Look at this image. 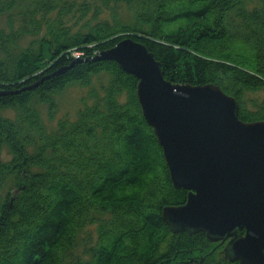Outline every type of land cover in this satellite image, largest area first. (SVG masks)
<instances>
[{"label": "trees", "instance_id": "1", "mask_svg": "<svg viewBox=\"0 0 264 264\" xmlns=\"http://www.w3.org/2000/svg\"><path fill=\"white\" fill-rule=\"evenodd\" d=\"M2 20L0 112L17 115L0 113V264H240L195 256L204 232L171 230L163 208L189 191L172 182L136 76L95 57L130 36L166 79L217 84L243 121L264 120V95L247 101L264 93V0H0ZM103 74L76 119L47 127L39 104L53 115L57 94Z\"/></svg>", "mask_w": 264, "mask_h": 264}, {"label": "water", "instance_id": "2", "mask_svg": "<svg viewBox=\"0 0 264 264\" xmlns=\"http://www.w3.org/2000/svg\"><path fill=\"white\" fill-rule=\"evenodd\" d=\"M95 60H114L136 76L143 115L172 182L189 191L186 203L163 208L171 230L228 240L230 261L264 264V120L243 121L237 98L217 84L166 79L153 52L130 36Z\"/></svg>", "mask_w": 264, "mask_h": 264}, {"label": "rangeland", "instance_id": "3", "mask_svg": "<svg viewBox=\"0 0 264 264\" xmlns=\"http://www.w3.org/2000/svg\"><path fill=\"white\" fill-rule=\"evenodd\" d=\"M4 20L0 21V25H4ZM37 36H26L21 39L20 46L27 47L31 41L36 39ZM1 55V53H0ZM107 75H94L92 82L88 86H82L78 83H72L68 85L65 90L56 95L57 109L51 115L47 104H39V109L44 122L50 129L56 128L59 120L63 118L76 119L79 110L84 106V98H88V95L92 89L102 91V86L107 82ZM264 93L261 92H250L247 94V101L250 104L251 99H261ZM90 102V100H88ZM4 117L15 118L17 112L15 109L9 108L4 109L0 112ZM4 156H8V151H4ZM89 234V235H88ZM89 240L92 244L97 240V224H90L87 229L83 232V240ZM227 242H210L208 247L204 250H198L194 253L195 256H201L203 259L211 261H219L224 258V251ZM84 246H79L78 251H82Z\"/></svg>", "mask_w": 264, "mask_h": 264}, {"label": "flooded vegetation", "instance_id": "4", "mask_svg": "<svg viewBox=\"0 0 264 264\" xmlns=\"http://www.w3.org/2000/svg\"><path fill=\"white\" fill-rule=\"evenodd\" d=\"M225 242H228V240H227V241H225Z\"/></svg>", "mask_w": 264, "mask_h": 264}]
</instances>
